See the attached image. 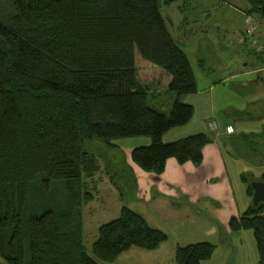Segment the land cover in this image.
Returning a JSON list of instances; mask_svg holds the SVG:
<instances>
[{"label":"trees","instance_id":"16d2710c","mask_svg":"<svg viewBox=\"0 0 264 264\" xmlns=\"http://www.w3.org/2000/svg\"><path fill=\"white\" fill-rule=\"evenodd\" d=\"M246 1L248 16L264 19V0ZM15 8L12 24L0 20V264H98L83 241V206L94 199L86 180L101 170L87 144L118 151L117 140L149 137L150 145L131 153L143 170L161 174L170 158L200 164L210 135L163 140L191 121L194 107L178 98L167 115L148 105L152 87L180 97L197 92V79L160 0H16ZM204 49L199 65L212 73ZM140 67L152 71L147 82ZM113 159L108 170L124 195L117 176L127 172L133 181L134 174L124 158ZM59 181L68 203L35 210V188L44 197ZM245 182L252 197L253 181ZM230 228L253 230L264 264V203L232 217ZM167 240L123 207L100 226L93 252L113 262L132 247L154 250ZM214 253L212 243L200 242L179 246L176 257L204 264Z\"/></svg>","mask_w":264,"mask_h":264},{"label":"crops","instance_id":"0c3cea01","mask_svg":"<svg viewBox=\"0 0 264 264\" xmlns=\"http://www.w3.org/2000/svg\"><path fill=\"white\" fill-rule=\"evenodd\" d=\"M231 2H185L189 5L185 10H189L192 29L201 18L207 22L205 33L210 44L206 45L205 55L216 75L200 67L201 39L187 36L185 20L178 27L179 39L173 38L180 40L182 45L177 44L184 47L181 48L188 57L189 50L192 52L195 62L192 57L189 59L197 92L180 97L167 89L152 87L149 92V97L168 93L172 104L179 98L194 107L191 121L168 131L163 140L171 143L196 134L210 135L212 141L203 150V161L181 164L170 158L163 173L147 172L133 162L134 147L129 151L127 164L134 174L135 195L129 198L119 191L127 204L121 213L123 207H128L153 228L174 229L175 242L168 236L154 250L132 247L111 264H179L178 247L200 242L215 246V253L204 264H260L253 230L234 232L230 220L244 216L253 204L245 179L264 178V157L260 158L264 148V52L257 46L264 43V19L249 25L247 1L238 0V7ZM248 28H252L251 33ZM211 122L216 123L215 130L211 129ZM127 139L137 147L151 144L149 137ZM244 152L249 154L245 156ZM110 181L114 185L111 178Z\"/></svg>","mask_w":264,"mask_h":264},{"label":"rangeland","instance_id":"374dc122","mask_svg":"<svg viewBox=\"0 0 264 264\" xmlns=\"http://www.w3.org/2000/svg\"><path fill=\"white\" fill-rule=\"evenodd\" d=\"M15 1L16 0H0V20L3 21L6 24H12V21L15 16ZM231 3H234L233 7H238L240 4L238 3V0H231ZM186 0H174L171 2H167L165 0H160V10L161 13L167 23V26L169 30L171 31L173 37L176 39H179L177 36L178 27L179 25H182L184 21L186 20V31H188V37H195L196 39H201L199 43V48L203 46H206L207 44H210L208 40H206V24L207 22L201 18L198 22H196V25L194 29L191 28L192 26V20L189 14V10H185L189 7L188 4L185 3ZM183 26V25H182ZM181 29V28H179ZM184 29V28H182ZM174 31V32H173ZM193 33V34H192ZM184 35H181V39L183 40ZM230 38V37H229ZM180 41V40H179ZM178 42L179 45H182L181 42ZM261 44H258L257 46L260 47ZM183 47V46H181ZM184 48V47H183ZM233 50V48H229ZM204 51H206L204 49ZM138 56V55H137ZM192 52L189 50V57L191 58ZM142 59L140 56H138V60ZM193 61L194 58L192 57ZM195 62V61H194ZM142 70V76L141 80L143 82H147L152 73V71H146L143 70L142 67H140ZM214 75H216V71H213ZM169 99L168 93L163 94H157L155 96L149 97L148 105L161 110L162 112H165L166 114H170V111L173 108V105ZM175 103V102H174ZM125 140V141H124ZM134 140V139H133ZM134 141L130 139H121L118 141V146L120 150H110L107 148H104V146L99 143H88L86 146V149L90 153H94L100 158L101 163V170L96 174L94 180H86V189L90 190L94 194V200L91 202H87L83 206V217H84V235H83V241L85 245L86 252L89 256H91L98 264H111L113 262H107L99 259L93 252V244L98 239L99 236V229L100 226L108 223L114 219H117L121 216V208L123 205H127L126 201H123L119 191L114 185L111 184L110 178L111 174L108 170L107 162H111V159L114 157V159L118 158L120 160H126L129 155V151H131L135 146ZM249 154L248 152H244V155L246 156ZM264 157V148L262 149L261 159ZM124 158V159H123ZM113 159V160H114ZM121 167H123L121 165ZM120 168V167H119ZM132 170V169H131ZM127 171V170H124ZM133 172V171H132ZM125 178L123 180L117 176V180L119 182L120 187H122V192L124 193L125 197H132L135 194H132L135 186V181H132V177L130 173H122ZM112 180V179H111ZM68 203L67 198L65 197V189H64V183L59 181L55 182L52 185V188L49 192H47V195L42 197L38 193L37 187L35 188V191L31 198V206L39 211L44 212L48 209L50 210H58L60 206L66 205ZM203 211V209H200ZM167 233V235L170 237L171 242L173 239H176L174 237V229L166 228V226L161 229ZM180 230H182L180 228ZM184 231V230H182ZM140 248V247H136ZM144 249V248H141ZM147 250V249H145ZM177 258V257H176Z\"/></svg>","mask_w":264,"mask_h":264},{"label":"water","instance_id":"95a60500","mask_svg":"<svg viewBox=\"0 0 264 264\" xmlns=\"http://www.w3.org/2000/svg\"><path fill=\"white\" fill-rule=\"evenodd\" d=\"M253 188L252 201L255 205L264 203V181L255 180L251 184Z\"/></svg>","mask_w":264,"mask_h":264},{"label":"built area","instance_id":"2783aa9c","mask_svg":"<svg viewBox=\"0 0 264 264\" xmlns=\"http://www.w3.org/2000/svg\"><path fill=\"white\" fill-rule=\"evenodd\" d=\"M248 24L249 25H252L253 23H255V22H258V20L254 17V16H248ZM247 32L248 33H251L252 32V28H248L247 29ZM260 50L262 51V52H264V43H261V45H260ZM210 126H211V129L212 130H215L216 128H217V125H216V123L215 122H211V124H210Z\"/></svg>","mask_w":264,"mask_h":264}]
</instances>
